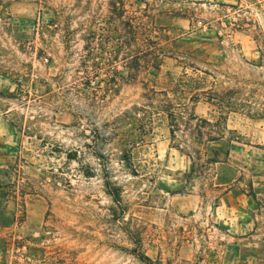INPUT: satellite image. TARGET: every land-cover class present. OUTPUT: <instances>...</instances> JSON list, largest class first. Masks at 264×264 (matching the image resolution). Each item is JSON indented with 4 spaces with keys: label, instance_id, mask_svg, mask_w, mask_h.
Returning a JSON list of instances; mask_svg holds the SVG:
<instances>
[{
    "label": "rangeland",
    "instance_id": "obj_1",
    "mask_svg": "<svg viewBox=\"0 0 264 264\" xmlns=\"http://www.w3.org/2000/svg\"><path fill=\"white\" fill-rule=\"evenodd\" d=\"M228 248L264 264V0H0V264Z\"/></svg>",
    "mask_w": 264,
    "mask_h": 264
},
{
    "label": "trees",
    "instance_id": "obj_2",
    "mask_svg": "<svg viewBox=\"0 0 264 264\" xmlns=\"http://www.w3.org/2000/svg\"><path fill=\"white\" fill-rule=\"evenodd\" d=\"M107 36H108L106 38L107 41L113 39L112 37H109L110 35H107ZM191 97H195V96L192 95ZM189 117L191 118V116H189ZM199 121L204 123V124H206V125H210V126L214 125L213 123H211L207 119H200L199 118ZM208 134H209V137L207 138L208 140H211V141L217 140L216 135H212L211 133H208ZM203 149L202 150L201 149L193 150V155H191L192 162H196L197 163L199 160H201L203 158H204L205 163H212V162H216L217 161L218 155H217L216 152L212 151L210 146H207V147H205ZM138 256H139L140 260L143 261V262H147L148 263L151 260L147 255H144V254H140Z\"/></svg>",
    "mask_w": 264,
    "mask_h": 264
},
{
    "label": "crops",
    "instance_id": "obj_3",
    "mask_svg": "<svg viewBox=\"0 0 264 264\" xmlns=\"http://www.w3.org/2000/svg\"><path fill=\"white\" fill-rule=\"evenodd\" d=\"M220 258H221L220 264H243L242 261L239 260L232 261V248L226 249V251L223 252ZM251 262L252 261L246 264H252Z\"/></svg>",
    "mask_w": 264,
    "mask_h": 264
}]
</instances>
